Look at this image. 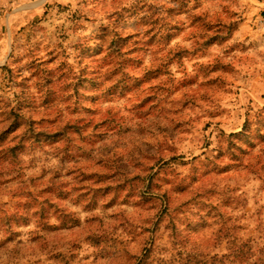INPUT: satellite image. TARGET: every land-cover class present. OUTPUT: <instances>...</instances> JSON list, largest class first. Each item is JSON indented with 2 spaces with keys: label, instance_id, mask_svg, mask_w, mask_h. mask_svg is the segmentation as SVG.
I'll return each mask as SVG.
<instances>
[{
  "label": "rangeland",
  "instance_id": "374dc122",
  "mask_svg": "<svg viewBox=\"0 0 264 264\" xmlns=\"http://www.w3.org/2000/svg\"><path fill=\"white\" fill-rule=\"evenodd\" d=\"M262 235L264 0H0V264Z\"/></svg>",
  "mask_w": 264,
  "mask_h": 264
},
{
  "label": "trees",
  "instance_id": "16d2710c",
  "mask_svg": "<svg viewBox=\"0 0 264 264\" xmlns=\"http://www.w3.org/2000/svg\"><path fill=\"white\" fill-rule=\"evenodd\" d=\"M148 252L138 264L148 261ZM173 264H264V235L244 240L233 239L223 255H183L173 257Z\"/></svg>",
  "mask_w": 264,
  "mask_h": 264
}]
</instances>
